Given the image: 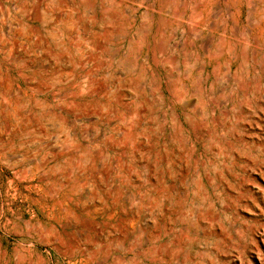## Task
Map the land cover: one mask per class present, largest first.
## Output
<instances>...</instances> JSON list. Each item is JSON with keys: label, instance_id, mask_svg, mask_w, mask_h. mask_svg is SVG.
<instances>
[{"label": "rangeland", "instance_id": "obj_1", "mask_svg": "<svg viewBox=\"0 0 264 264\" xmlns=\"http://www.w3.org/2000/svg\"><path fill=\"white\" fill-rule=\"evenodd\" d=\"M0 1V264H264V0Z\"/></svg>", "mask_w": 264, "mask_h": 264}, {"label": "bare ground", "instance_id": "obj_2", "mask_svg": "<svg viewBox=\"0 0 264 264\" xmlns=\"http://www.w3.org/2000/svg\"><path fill=\"white\" fill-rule=\"evenodd\" d=\"M1 2V1H0ZM14 6H15V4H14ZM16 8V7H15ZM263 64V63H262Z\"/></svg>", "mask_w": 264, "mask_h": 264}]
</instances>
